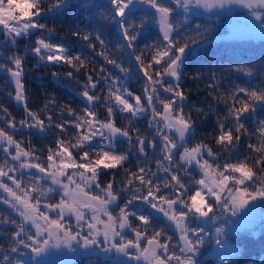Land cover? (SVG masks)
<instances>
[{
  "label": "snow or ice",
  "instance_id": "snow-or-ice-1",
  "mask_svg": "<svg viewBox=\"0 0 264 264\" xmlns=\"http://www.w3.org/2000/svg\"><path fill=\"white\" fill-rule=\"evenodd\" d=\"M171 2L176 8L182 9L184 14L192 8L212 11L218 8L223 9L226 6L239 5L247 8L251 15L264 26V0H171ZM110 3L112 14L104 18L119 26L123 38L127 41L126 46L133 52L136 51L135 41L146 23L144 19H141L137 24L133 18L136 6L147 5L155 10L152 18L160 27L162 42L152 46L155 51L148 58L150 62L146 63L142 56H136L142 68L151 69V73L147 70L144 72L151 82L145 89L147 106L140 96L134 97V103L129 102V97H133V94L126 89L121 92L113 84L109 87V100H114L115 103H105L106 118L98 119L95 107H89V105L96 106L101 101V97L95 91L98 82L93 81L91 75L88 76L81 93L87 101L83 116L67 108L66 111L73 117L72 120L57 123L49 116L46 124L39 114L28 110L25 104L24 107L30 120L20 121L21 127L35 128L39 132H48L53 126L60 130L58 135L61 138L56 140L55 150L48 149L47 161L49 163L45 166L39 162H31L33 159L39 160V157H34L32 151L22 149L21 142L17 141L12 133L0 128V145H7L3 150L11 156L12 161H20L21 169H36L43 173L51 184L58 186L62 191L58 203L44 204V207L50 211L58 212L57 217L51 219L41 211L40 199L33 197L27 187H21L20 180L9 175L10 172L17 170L16 167L10 166L5 171L4 166H0V188L12 196L16 204L11 206L16 208L24 221L31 223L36 229L34 234H30L23 224H17L19 231H16L13 236L16 246L11 248V252L19 253L20 247H23L40 257L45 255L49 248L61 246L72 248L73 244H82L85 248L102 246L105 252L115 250L129 259L137 262L143 261L144 264H170L173 260L176 264H197L195 257L205 243L202 235L204 229L190 227L188 223L190 220L196 217L205 220H219L220 217L215 213L217 206L221 216L225 211L231 216H237L239 210L247 208L249 204L264 200V120H257L253 131H249L246 127V123L255 117L258 110L264 111V86L252 88L232 83L229 90L222 92L220 81L213 77L212 83L207 85L212 89L209 95L213 96L216 105H224L222 110L224 114L221 115L214 105L206 107L186 105L187 96L180 86L185 76V64L188 58L196 53L198 47L207 41L209 38L207 33L210 29L202 30L199 24L194 29L191 27L185 29L184 23L178 22L174 17L175 8L170 6L166 0H110ZM67 5L68 0H0V29L3 30L5 36L4 43L16 45L18 40L30 37L34 31L51 32L52 30L40 21L48 12ZM181 29H185L187 39H177ZM174 33L176 36L173 35ZM73 35L88 41L89 47L93 50L96 47L92 42L94 40L99 41L101 46H105V41L100 34L93 36L92 33L77 30L73 32ZM30 51L38 57L37 68L47 64L61 63L79 72L85 67V60L79 55H69L68 49L63 45H54L44 38H37ZM100 54L104 55V53ZM104 58L107 63L124 71L116 59L107 55H104ZM0 59L8 61L0 63V70L10 74L16 85L15 99L18 102L23 101L25 99L24 58L13 53L10 57ZM153 65L160 67L153 68ZM235 71L247 76L253 75L251 68L237 67ZM51 75L59 77L56 71H53ZM65 76L76 79L73 71L66 72ZM157 77H169L175 81V84L166 83L164 79ZM192 78L198 80L199 76L194 75ZM155 85H159L164 92L170 95L162 98ZM157 101L162 105V110L157 109ZM186 106L195 107L196 112L202 114L204 119H207L209 114L215 115L218 134L213 139L215 145L218 146V151H214L203 141L189 146L196 133L197 121L193 119L191 111H185ZM117 109L120 113L131 114V117H127L128 127L116 125L114 112ZM145 113H150L149 126L156 128L163 142L160 149L162 157L158 161V167H162L163 171L168 174L163 185L164 188L170 189L168 195L163 193L159 183H154L155 174L146 170L145 167H140L137 172H131L125 167L129 161V153L121 152L117 148L118 144L127 143L136 147L138 153L146 157L148 148L157 147L155 137L148 140L132 124V117H140ZM68 126H71L74 131L71 139L66 140L63 134L68 131ZM7 128L12 129L13 132L18 130L15 122H9ZM133 131L136 133L135 136L132 135ZM97 136L99 140L95 139ZM244 137H248L245 141L248 153L241 158L240 147ZM253 137H255V143L251 142ZM133 141H135L134 144ZM11 147L15 148L14 155L9 152ZM90 154L94 155L90 157ZM22 157L27 159L22 160ZM164 161L168 163L165 164ZM117 167L124 169L125 173L131 177L126 187L114 190L111 182L101 187L99 176L102 170ZM196 169L202 173L201 178L193 180L199 188L195 189L194 195H189L184 177H192ZM181 171H183V176ZM112 175L115 176V173L113 172ZM4 177L11 180L22 195L17 194L4 183L2 179ZM135 181L139 183L136 184ZM93 187L99 188L103 196L90 194L87 191ZM31 191L36 192L38 189L32 187ZM55 191L53 187H48L46 190L47 193ZM124 191L130 193V198L123 207L119 208V215L114 216L110 211V206L117 204L121 192ZM137 200L157 212H162L175 224L183 242L182 245H177L182 255H177L175 252L169 254L168 243L160 240L162 230H154L149 236L146 228H132L129 222L130 216L136 217L142 225L151 224L150 215H138L137 212L129 209V205ZM17 204L20 207H17ZM85 210L91 213V222L87 223L89 232L86 236L81 235L82 225L80 223L85 221ZM65 215L75 216L77 227L81 228V231L74 232L71 226L62 224L61 221L64 220ZM101 216L106 219H101ZM125 228H132L135 232V239L126 238L123 234ZM215 231L216 244L224 245L225 239L223 238L227 236L225 227L218 226ZM22 234L26 239L21 238ZM141 241H146V245H142ZM235 251V249L226 248V254L230 255ZM4 259L8 260L9 257L5 256ZM17 264L21 262L17 261ZM224 264H228V261L225 260Z\"/></svg>",
  "mask_w": 264,
  "mask_h": 264
},
{
  "label": "trees",
  "instance_id": "trees-1",
  "mask_svg": "<svg viewBox=\"0 0 264 264\" xmlns=\"http://www.w3.org/2000/svg\"><path fill=\"white\" fill-rule=\"evenodd\" d=\"M166 2L175 8L174 17L178 22L184 23L185 29L187 27L194 29L197 24L201 26L202 30L210 29L207 33L209 37L207 41L198 47L196 53L191 55L185 64V76L181 80L180 86L187 96L186 105H194L196 107L214 105L221 115L224 114L222 111L224 105H216L213 96L209 95L212 89L208 88L207 85L212 83L213 77L220 81L222 92L229 90L232 83L252 88L264 86V67H262L264 66V40L224 39L220 35L224 33L223 29L227 27L225 23L228 20L227 17L221 16L224 21H218L215 17H207L196 11L190 16L189 14H184L182 9L176 8L171 0H166ZM154 13L155 10L147 5L140 4L136 6L133 18L137 24H139L141 19H144L146 23L141 30L140 36L135 41L136 51L133 52L131 48L126 46L127 41L123 38L122 30L119 26L104 18L112 14L110 0H68L66 7L48 12L40 21L45 23L48 29L52 30L51 32L44 30L34 31V34L30 37L18 40L16 45H7L4 43L3 30L0 29V58L10 57L13 53L24 58L23 84L26 98L25 104H27L28 110L39 114L46 124L49 116L57 123L72 120L73 117L68 114L67 108H71L78 115L83 116L87 101L81 93L89 75L92 76L93 81L98 82L95 91L101 97L98 105H89V107H95L97 118L104 120L107 113L105 103H115L114 100H109V87L113 84L121 92L126 89L133 94V97H129V102L134 103V97L140 96L142 102L147 106L145 89L149 87L151 82L144 72L147 70L151 73V69L142 68L140 62L136 60V56H142L146 63L150 62L148 58L155 51L152 46L162 42L160 27L152 18ZM185 29H181L177 39L188 38ZM77 30L83 33H92L93 36L100 34L105 41V46H101L99 41L94 40L92 42L95 43L96 47L93 50L89 47L88 41L73 35V32ZM173 35L176 36L175 33ZM37 38H44L54 45H63L68 49L69 55H79L81 59L85 60V67L81 68L79 72L72 69L69 65L61 63L47 64L44 67L37 68L38 57L30 51ZM100 53L116 59L117 63L124 68V71L107 63L104 55ZM6 62L8 61L0 59V63ZM9 66H11L10 63ZM159 67V65H153V68L158 69ZM237 67L251 68L253 75L247 76L242 72H236L235 69ZM53 71L59 73L58 78L51 75ZM68 71H73L76 79L66 77L65 73ZM9 75L6 71L0 70V128L12 133L14 138L21 142L22 149L32 151L34 157H39V160H47L48 149L55 150L56 140L61 138L58 135L60 130L53 126L48 132H39L35 128L29 129L26 126H20V121L30 120V118L25 107L19 106L14 100L16 91ZM194 75H198L199 79L194 80L192 78ZM157 78L164 79L166 83L175 84L174 81L166 80L165 77ZM155 87L159 89L162 98L170 95L164 92L159 85H155ZM156 107L158 110H162V105L158 101L156 102ZM185 111H191L193 119L197 121L196 133L189 146H194L195 143L203 141L211 146L214 151H218V146L215 145L213 139L218 134L215 115L209 114L208 118L204 119L202 114L196 112L195 107L189 108L186 106ZM127 117H131V114L120 113L118 109L114 112L117 126L128 127L129 119ZM131 120L135 128H138L140 133L147 137L148 140L155 137L157 147L155 149L148 148V154L145 157L143 154L138 153L136 147L127 143L118 144L117 148L119 151L129 153V161L125 167L131 172H137L140 167H145L146 170L155 174L154 183H159L163 193L168 195L170 189L163 186L168 174L163 171L162 167H158V161L162 157L160 149L163 142L157 134L156 128L149 126L151 115L147 113V116L132 117ZM257 120H264V111L258 110L255 117L246 123L249 131L254 130ZM9 122H15L18 130L13 132L12 129L7 128ZM225 123L227 126V122ZM73 131L71 126H68V131L63 134V138L66 140L71 139ZM132 135L135 136L136 133L133 131ZM247 140L248 137H244L241 141V158L248 153L245 143ZM251 142L255 143V137L252 138ZM134 143L135 141H133ZM3 148L4 145H0V166H4L5 171L13 165L17 169L16 163L11 161L10 156L4 152ZM92 155L94 154H90V157ZM208 159L211 160V158ZM6 161L7 163H5ZM164 163L167 164L168 162L164 161ZM189 171H192V169H189ZM113 172L115 176L112 175ZM181 175L183 176V171H181ZM201 176L202 173L199 172V169H196L192 177H184L189 189V195H194L195 189L198 187V185L193 183V180L199 179ZM130 178L124 169L117 167L116 169L103 171L99 176V183L101 187H105L111 182L114 190H120L126 187ZM135 183L138 184L139 182L135 181ZM129 198L130 193L128 191L121 192L117 208L114 210V216L119 215V208L123 207ZM129 209L137 212L138 215H150L151 218V224L145 226L136 217L130 216L129 222L132 228H146L149 236L154 230H162L160 240L163 243H168L169 254L175 252L177 255H182L179 247H177V245H182L183 243L180 239V232L174 230L166 219L157 216L153 210L147 208L139 200L129 205ZM0 221H4L0 222V246H2L0 264H15L14 260L16 259L14 257L17 253L11 252V248L16 246V241L13 240L14 233L19 231L16 225L23 224L26 231L28 227H26L24 219L8 208L4 202H0ZM12 221H15V223H12ZM188 223L190 227H202L205 229L204 226H198L195 218ZM132 228H129V234L126 237L128 239H135V232L132 231ZM204 232L206 233V231ZM21 238L26 239L23 234ZM205 238L206 235H204V240ZM231 239H233L236 251L232 256L228 257V264H264V223L263 225L260 224L253 232L239 231ZM141 243L146 245V241H141ZM211 247L212 243L209 241L207 246L205 244V246L200 248L196 255L197 264H224L216 261L211 256H207ZM22 249L24 248L20 247V250ZM5 256H8L9 259L5 260ZM75 264H109V260L102 257H91V259L78 260Z\"/></svg>",
  "mask_w": 264,
  "mask_h": 264
},
{
  "label": "rangeland",
  "instance_id": "rangeland-1",
  "mask_svg": "<svg viewBox=\"0 0 264 264\" xmlns=\"http://www.w3.org/2000/svg\"><path fill=\"white\" fill-rule=\"evenodd\" d=\"M196 13L194 10H190L187 14H189L190 16ZM221 16L223 15H217L214 16L218 21H224V19L221 18ZM226 17V16H224ZM228 20L225 21L227 27L226 29H223L224 33L221 34L220 36L224 39H237V36L242 33V32H250L253 34V40L254 41H260V40H264V26L261 25L260 21H257L252 15L251 13H247V14H237L233 17H227ZM2 30V29H1ZM219 36V38H220ZM43 63V62H41ZM10 76V75H9ZM11 81L14 85L15 91H16V85L14 83V80L12 79V77L10 76ZM166 80H172L169 77H165ZM175 82V81H174ZM25 97V95H24ZM26 99V98H25ZM20 101L18 102L15 98L14 100L17 102V104L19 106H24L25 105V101ZM147 116V113H145L144 115L140 116ZM138 118V117H135ZM98 127V125H97ZM96 140H99L100 138L97 136L95 138ZM93 143H95V140H93ZM106 143V141H105ZM7 145H4V147ZM9 152H11L13 155L15 154V148L11 147L9 148ZM11 159V156H10ZM27 159V158H23L22 160ZM12 161V159H11ZM41 161V162H39ZM13 163H16L17 165V170L15 172H10L9 175L17 178L18 180L21 181V187H27L30 194L33 197H36L38 199H40L41 201V211L45 212L51 219H55L57 217L58 212L57 211H50L48 208L44 207L45 203H58L61 195H62V191L61 189L56 186L51 184V181L44 177L43 173H40L39 171H37L36 169H21L19 167L20 165V161H12ZM31 162L36 163L39 162L42 164V166H45L47 163H49L47 160H36L33 159ZM51 170V169H50ZM110 170V169H109ZM71 171V170H70ZM103 171H108V170H102ZM90 175V174H89ZM42 177H44L42 179ZM3 182L6 183L10 188H12L14 191L17 192V194L22 195V193L20 192L19 189H16L15 185L12 183L11 180H8L7 177L2 178ZM32 187H36L38 189V191L36 192H32L31 188ZM48 187H53L56 189V191L54 193H47L46 190ZM199 188V185L198 187ZM87 191L90 194H98L103 196V193L100 192L99 188H89L87 189ZM195 194V193H194ZM0 202H4L8 208H10L13 212H16L20 217H22L19 212L16 210V208L12 207V204H16V201L13 200L12 196L4 191V189L0 188ZM5 201H8L7 203ZM146 205V204H145ZM147 208H149L150 210H153L154 213L161 217L166 219L171 226L173 227L174 230L179 231L175 224L170 221L166 216H164V214L162 212H157L155 209L150 208L148 205H146ZM17 207H20L17 204ZM166 207V205H165ZM117 208V204L111 205L110 206V211H112L113 215H114V210ZM218 208V210H217ZM217 208L215 209V213L216 216L220 217L219 220H206L205 224H204V228L205 231L207 232L206 234V238H205V242L203 246L208 245V242L210 241V243L213 244V249H211V254L213 255L214 258L216 259V261L222 262L224 263L225 260L228 259V257H230L229 254H226V248H232V249H236L235 246L233 245V239H231L234 235L238 234V232H242V231H250L253 232V230H255L256 228L259 227V225H263L264 223V200L261 201H256L253 202L251 204L248 205L247 208L243 209V210H239L238 215L237 216H231L229 212L225 211L223 213V216L220 215V209L217 206ZM86 212V216H85V221L80 222L82 225V231L81 228L77 227V221H76V217L75 216H68L65 215L64 220L61 221L62 224L66 225V226H71L72 230L75 231H81V235L86 236L89 232V229L87 227V223L91 222L90 220V216L91 213L87 212V210H85ZM210 216L212 215L211 213L209 214ZM23 218V217H22ZM101 219H106V217L101 216ZM225 221H227V223H225ZM26 227H28L27 231L30 234H34L36 229L35 227L29 223L26 222ZM42 223V221H41ZM223 225L226 229L227 232V236L224 237L223 239H225V244L224 245H217L216 244V227ZM102 227V226H100ZM129 228H125L124 229V235L127 237V235L129 234ZM233 255V254H232ZM91 257H102V258H108L111 260H115L116 257H118V259H122L125 258L126 256H124L122 253L116 252L115 250L112 251H108L105 252L103 250L102 246H93V247H89V248H85L82 246V244H73L72 248H68L66 246H61L59 248H49V250L47 251V253L45 255H42L40 257L35 256L34 253H32L29 249H22L20 250L19 253L16 254V256L14 257L16 260H14L15 264H17V261L21 262V264H75L77 263L78 260H83V259H91ZM129 259V258H126ZM131 262H137L135 260L130 259ZM143 261H140L138 263H142ZM171 264H176V262L173 260L171 261Z\"/></svg>",
  "mask_w": 264,
  "mask_h": 264
},
{
  "label": "water",
  "instance_id": "water-1",
  "mask_svg": "<svg viewBox=\"0 0 264 264\" xmlns=\"http://www.w3.org/2000/svg\"><path fill=\"white\" fill-rule=\"evenodd\" d=\"M193 10L197 11L198 13H201L205 16H217V15H224L228 17H233L237 14H247L250 13L247 8L241 7L239 5H233L231 7H225L223 9H214L212 11H207L203 8H192ZM239 40H252L253 39V34L250 32H242L238 36ZM205 219L203 218H196L197 224H203L205 223Z\"/></svg>",
  "mask_w": 264,
  "mask_h": 264
}]
</instances>
